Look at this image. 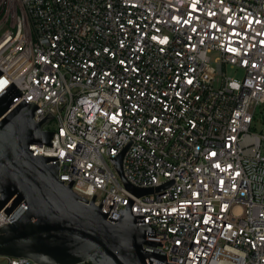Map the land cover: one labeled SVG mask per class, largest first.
Here are the masks:
<instances>
[{"label":"built area","instance_id":"1","mask_svg":"<svg viewBox=\"0 0 264 264\" xmlns=\"http://www.w3.org/2000/svg\"><path fill=\"white\" fill-rule=\"evenodd\" d=\"M0 72L50 118L32 154L149 226L146 264H264V0H0Z\"/></svg>","mask_w":264,"mask_h":264},{"label":"water","instance_id":"2","mask_svg":"<svg viewBox=\"0 0 264 264\" xmlns=\"http://www.w3.org/2000/svg\"><path fill=\"white\" fill-rule=\"evenodd\" d=\"M19 95L14 85L0 94V208L14 197L6 209L11 221L0 228V255L38 264H146L149 226L137 223L129 206L108 221L95 197L86 200L59 180L57 163L32 154L30 145H50L53 131L43 130L49 117L34 121L33 103L9 110ZM125 150L113 159L122 178ZM123 181L137 195L152 192Z\"/></svg>","mask_w":264,"mask_h":264},{"label":"rangeland","instance_id":"3","mask_svg":"<svg viewBox=\"0 0 264 264\" xmlns=\"http://www.w3.org/2000/svg\"><path fill=\"white\" fill-rule=\"evenodd\" d=\"M211 56H212V58L216 57L215 55H211ZM226 74L230 75V76H234V77H240V75H238V74L236 75V73L233 71V69H231L229 67L226 68ZM261 109H262L261 107H258L256 109V119L254 120V122L252 124V126L258 132H260L264 129V125H263L262 119H261V115H262ZM263 132H264V130H263ZM2 264H6V263H2Z\"/></svg>","mask_w":264,"mask_h":264},{"label":"trees","instance_id":"4","mask_svg":"<svg viewBox=\"0 0 264 264\" xmlns=\"http://www.w3.org/2000/svg\"><path fill=\"white\" fill-rule=\"evenodd\" d=\"M262 109H261V113H262V115H261V119H262V123H263V121H264V106H262L261 107ZM255 119H256V114H255ZM264 124V123H263ZM86 264H91L90 262H86Z\"/></svg>","mask_w":264,"mask_h":264}]
</instances>
